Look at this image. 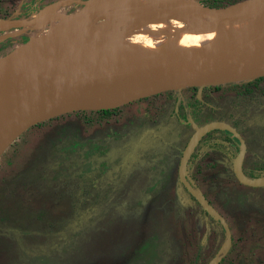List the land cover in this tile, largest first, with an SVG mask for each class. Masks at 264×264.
<instances>
[{"label":"rangeland","instance_id":"374dc122","mask_svg":"<svg viewBox=\"0 0 264 264\" xmlns=\"http://www.w3.org/2000/svg\"><path fill=\"white\" fill-rule=\"evenodd\" d=\"M200 1L222 8L243 0ZM79 6L66 0H0V21L28 19L47 7L50 16H64L61 12L72 14ZM1 26L0 56L46 31ZM200 99L196 108L190 89L165 91L141 101L153 104L141 119L135 101L107 119L71 112L17 135L0 153V264H38V258L49 260L42 264H192L195 256L197 264H209L223 234L177 181V151L192 128L171 110L175 106L191 122L235 126L246 146L244 174L264 179V77L209 86ZM156 125L160 130L152 133ZM213 131L198 144L190 170L201 195L233 224V242L216 264H264V186L236 180L234 150L222 140L234 145L238 140L226 130ZM37 208L41 220L26 215ZM52 217L50 231L43 232ZM31 219L41 228L31 230ZM67 239L70 251L64 250Z\"/></svg>","mask_w":264,"mask_h":264},{"label":"water","instance_id":"95a60500","mask_svg":"<svg viewBox=\"0 0 264 264\" xmlns=\"http://www.w3.org/2000/svg\"><path fill=\"white\" fill-rule=\"evenodd\" d=\"M84 7L102 0H66ZM196 6L203 13L211 16L213 21L219 19L229 5L222 8L207 6L196 1ZM78 7V8H79ZM259 9L264 8V0H258ZM64 15L66 12H61ZM69 14V13H68ZM67 14V15H68ZM47 20L43 16H32L28 19H12L0 21L1 24L37 27ZM58 42L76 48L88 60L69 63L49 52L45 44ZM234 58V63H227L193 50L155 55L151 58H137L125 55H110L105 57L91 56L82 46L61 34H44L32 37L0 56V92L4 77L11 69H25L54 80L68 81L75 84L60 97L44 100L43 111L25 108H3L0 106V132H16L8 142L11 143L17 135L40 122L81 110H98L102 107L92 106L100 98L112 96L124 88L132 80H137L132 92L136 99L145 98L165 91H180L197 87V97L201 89L209 86H220L230 83L252 80L264 77V51H250L243 48L226 50ZM156 85L151 88L150 85ZM135 99V100H136ZM134 101V100H133ZM194 132L189 137L181 151L178 164V179L197 203L212 218L217 220L224 232L225 240L212 257L209 264H216L221 253L232 240L231 231L224 218L188 181L187 164L199 141L209 131L215 129L230 132L239 141V148L232 160V170L236 179L248 186H264V179H252L243 171V159L246 146L242 136L229 123L210 121L201 126L192 123ZM5 146V148L8 146ZM4 148V149H5ZM0 150V153L4 150Z\"/></svg>","mask_w":264,"mask_h":264},{"label":"bare ground","instance_id":"6f19581e","mask_svg":"<svg viewBox=\"0 0 264 264\" xmlns=\"http://www.w3.org/2000/svg\"><path fill=\"white\" fill-rule=\"evenodd\" d=\"M51 11L49 7L39 10L36 16L47 20L38 28L64 35L99 58L119 54L148 59L193 50L234 63L226 50L264 51V8L259 9L258 0L230 4L223 10L228 15L222 13L216 21L197 8L196 0H102L64 16H50ZM1 25V29L10 28L8 24ZM44 46L69 63L89 59L66 44L52 42ZM136 85L138 81L132 80L116 94L100 98L92 106L114 108L131 103L137 98L132 92ZM74 86L72 82L27 70L12 73L11 69L3 80L0 106L43 111L44 100L56 99ZM15 134L0 132V150Z\"/></svg>","mask_w":264,"mask_h":264},{"label":"trees","instance_id":"16d2710c","mask_svg":"<svg viewBox=\"0 0 264 264\" xmlns=\"http://www.w3.org/2000/svg\"><path fill=\"white\" fill-rule=\"evenodd\" d=\"M196 1H198L199 3H202V4H204V5H206L207 3H204V2H201L200 0H196ZM237 2V1H236ZM232 4V3H231ZM207 5H209V4H207ZM209 6H213V5H209ZM261 78H263V77H259V78H256V79H261ZM230 84H233V83H230ZM215 87H219V86H215ZM145 99H147V98H145ZM198 101V100H197ZM184 105V104H183ZM123 106H119V107H114V108H103V109H98V110H81V111H75V112H73V113H76V114H81V115H86L87 113H90V114H96L97 115V121H100L101 119H107V118H110V117H112L113 115H117L119 112H120V110H121V108H122ZM175 109V106L173 107V109L171 110V113L173 114V113H176V115L177 114H179V111H175L174 110ZM180 110V109H179ZM140 112H141V114L138 116V118L139 119H141V117L143 116V114H145V113H147L146 111H141L140 110ZM66 114H64V115H61V116H57V117H54V118H52V119H49V120H46V121H43V122H40V123H38V125L37 126H41V125H43V124H45V123H47V122H49V121H51V120H55V119H59V118H61V117H63V116H65ZM89 117V116H88ZM88 117H85L84 118V121H86V122H89V121H93L94 120V117L92 118V119H90V118H88ZM145 118H144V120H147V118H146V116H144ZM185 120H187V124L188 125H190V123L188 122L189 121V117H186L185 118ZM146 125V124H145ZM160 129L159 128H157V126H155L153 129H152V133H154V132H157V131H159ZM14 144V143H13ZM13 144H11L10 146L12 147V145ZM19 144V143H18ZM24 144H25V140H24ZM6 152V151H5ZM5 152H3V153H5ZM7 155V154H6ZM9 157L8 158H6L5 159V162L7 163V162H9ZM261 167H264V165L263 166H261ZM253 169V168H252ZM191 197H192V195L184 188V187H182ZM10 198H13L14 199V197L13 196H11ZM193 199H194V201H195V198L194 197H192ZM15 200V204L16 205H18V207L19 208H23V206L21 205V204H18V199H14ZM10 202H12V200H10ZM25 212V211H24ZM32 212H33V214H32ZM32 212H30V213H28V214H26L28 217H30V218H32L33 219V217H34V215L38 218V220H41L40 219V213L39 212H41V210H39V208H37V210L36 211H32ZM203 213L204 214H206L210 219L212 218L205 210H203ZM229 216V215H228ZM69 218H71L70 216H68ZM53 218H55L56 219V217H52V218H49V220L46 222V223H44L43 225H44V227L42 228L43 229V232H45V231H47V232H49L50 231V229H51V225H52V219ZM68 218V219H69ZM232 218H236V217H234V216H232ZM32 219L31 220H28V224H29V226H30V228L31 227H34V226H36L37 227V229L38 228H41V224H40V222L39 221H36V225L35 224H32L31 223V221H32ZM213 219V221L215 222V224L218 226V228H219V230L222 232V240H224L225 239V232H224V230H223V228L222 227H220L221 226V224L217 221V220H215L214 218H212ZM66 222V221H65ZM230 223V222H229ZM59 225V224H58ZM243 225H245V224H242V223H240L239 222V224H238V226L240 227V229H244V227L245 226H243ZM228 226H229V229H230V231H231V227L233 226V224L232 223H230V224H228ZM47 228V229H46ZM31 230H32V228H31ZM42 231V230H41ZM217 232V231H216ZM218 233V232H217ZM216 235H218V234H216ZM71 238V237H70ZM233 237H232V242H233ZM67 243L65 244L64 243V250L65 249H67L68 251H70V249H71V246H70V244H69V242H70V240L69 239H67ZM221 242H223V241H221ZM219 243L220 242H218V245H219ZM221 244V243H220ZM54 245H56V246H58V244H53V246H51V250H53L54 251ZM217 245V246H218ZM227 250V248H225V250L221 253V257H222V260L225 258V256H224V254L227 252L226 251ZM31 255V254H30ZM33 255H35V254H33ZM197 255V254H196ZM32 256V255H31ZM53 256V255H52ZM29 257V256H28ZM29 258H31V257H29ZM43 258V257H42ZM54 258V257H53ZM48 259H49V257H48ZM198 259H199V256H195L194 257V259H193V263L192 264H197V261H198ZM44 259H40V258H38V260H37V262H38V264H42V261H43ZM49 260H44V262L45 263H47ZM21 264H26L24 261H21ZM231 264V263H230Z\"/></svg>","mask_w":264,"mask_h":264},{"label":"flooded vegetation","instance_id":"af4514ba","mask_svg":"<svg viewBox=\"0 0 264 264\" xmlns=\"http://www.w3.org/2000/svg\"><path fill=\"white\" fill-rule=\"evenodd\" d=\"M72 2V1H71ZM81 8V7H80ZM78 10V9H77ZM77 10H73V12H75V11H77ZM32 16H30L29 18H31ZM15 19H17V18H15ZM10 20H12V19H10ZM27 41V40H26ZM24 43V42H23ZM256 79V78H255ZM239 83V82H238ZM233 84H236V83H233ZM215 87V86H214ZM206 88H208V87H204V88H202L201 89V94H203V90L204 89H206ZM215 88H217V87H215ZM188 89H190L192 92H194V100H195V102H193V104L195 105V107L197 108V106H199L198 104H196V103H198V101L200 100V102H201V94H200V98L198 99V97H197V92H198V88L197 87H191V88H187V90ZM245 89H247V88H245ZM149 97V96H148ZM145 98H147V97H145ZM145 98H138V99H136V100H134V101H132V102H135V101H138L139 102V104H140V106H141V108H140V110L141 111H146V112H150V110L153 108V104H149V103H144V106H142V102L141 101H143V100H145ZM180 99L182 98V96H180L179 97ZM188 99V98H187ZM198 100V101H197ZM131 102V103H132ZM183 103V102H182ZM185 103V102H184ZM187 103V102H186ZM199 108V107H198ZM177 109V111H178V108H176ZM177 116L182 120V119H184V123L185 124H187V120H185V118H182L179 114H177ZM189 123H190V126H191V128H192V133L194 132V129H193V127H192V123H195V122H191V120H189L188 121ZM207 122H209V121H204V122H200V124L199 123H195V124H197L198 126H201V125H203V124H205V123H207ZM231 126H233L232 124H230ZM157 126V125H156ZM234 128H235V126H233ZM157 128H159L160 129V125H158V127ZM236 129V128H235ZM236 131H238V133L242 136L243 134L239 131V130H237L236 129ZM212 132H214L213 130H211V131H209L205 136H207V135H209L210 133H212ZM192 135V134H191ZM205 136H203V138L205 137ZM202 138V139H203ZM242 138H244V136H242ZM201 139V140H202ZM237 139V138H236ZM200 140V141H201ZM238 140V139H237ZM244 140V139H243ZM200 141H199V143H200ZM227 146H229L230 148H232L233 150H234V155H233V157H232V159H231V167H232V160H233V158H234V156L236 155V153H237V151H238V148H239V141H237V145H234L233 143H231V140L230 139H226V140H222ZM198 143V144H199ZM244 143H245V141H244ZM185 147V146H184ZM181 151H182V149L181 150H178L177 152L179 153V158H178V163L176 164V166H178V164H179V159H180V157H181ZM198 152V145H197V147L195 148V150H194V152L192 153V155H191V157H190V159H189V161H188V164H187V172H188V181L198 190L199 189V187H198V185H197V182L194 180V178H193V175H192V173H191V170H190V168H191V166H190V162H191V160L194 158V155L196 154ZM245 154H246V151H245ZM175 166V167H176ZM243 167V166H242ZM232 172H233V170H232ZM173 173V172H172ZM174 175H176V173H175V171H174ZM177 175H178V168H177ZM233 175H234V173H233ZM177 177V176H176ZM234 177H235V175H234ZM236 178V177H235ZM176 180H177V178H176ZM237 180V179H236ZM177 181H179V179L177 180ZM238 181V180H237ZM179 184L182 186V187H184L180 182H179ZM185 188V187H184ZM186 189V188H185ZM207 200V199H206ZM208 202L210 201V200H207ZM195 202L197 203V201L195 200ZM210 203V202H209ZM211 204V203H210ZM197 205V204H196ZM212 205V204H211ZM200 208H201V210H202V212H203V208L200 206V205H198ZM226 221V220H225ZM225 240V239H224ZM223 240V241H224ZM222 243V242H221ZM221 245V244H220Z\"/></svg>","mask_w":264,"mask_h":264},{"label":"crops","instance_id":"0c3cea01","mask_svg":"<svg viewBox=\"0 0 264 264\" xmlns=\"http://www.w3.org/2000/svg\"><path fill=\"white\" fill-rule=\"evenodd\" d=\"M181 211V210H180Z\"/></svg>","mask_w":264,"mask_h":264}]
</instances>
